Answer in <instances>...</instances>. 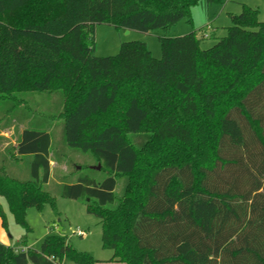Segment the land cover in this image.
<instances>
[{"label":"trees","instance_id":"obj_1","mask_svg":"<svg viewBox=\"0 0 264 264\" xmlns=\"http://www.w3.org/2000/svg\"><path fill=\"white\" fill-rule=\"evenodd\" d=\"M198 1L0 0V101L19 92H61L66 144L93 154L108 176L79 177L63 184L60 196L107 212L102 218L125 264H264L258 11L242 5L208 49L200 47L205 34L191 31L159 37V59L139 41L122 43L115 56L94 55L96 25L168 30L190 21ZM144 130L151 142L138 150L129 134ZM14 132L13 152L0 154V199L24 225L23 188L41 193L48 182L51 137ZM26 157L27 180L14 168ZM120 177L127 182L117 199ZM0 219L6 228L1 204ZM0 264L96 262L74 250L20 252L0 243Z\"/></svg>","mask_w":264,"mask_h":264},{"label":"rangeland","instance_id":"obj_2","mask_svg":"<svg viewBox=\"0 0 264 264\" xmlns=\"http://www.w3.org/2000/svg\"><path fill=\"white\" fill-rule=\"evenodd\" d=\"M242 5L256 9L258 20L264 23V0H224L223 3L210 6L205 0H199L191 9L190 21L183 19L168 30L156 29L149 33L133 31L126 34L125 31L109 25H96L94 55L115 56L122 43L139 41L145 43L152 57L159 59V37L181 36L191 31H195L198 37L201 34L206 35L201 40L200 47L208 49L226 35V29L231 25V15L239 14ZM13 96L0 101V128L11 124L8 129L3 130L9 135L6 138V147L13 152L14 127L46 131L51 137V167L49 180L42 185L41 193L32 188H23L24 225L15 220L5 201L0 199L6 216V228L2 227L0 219V243L13 248L25 247L47 253L60 249L74 250L91 255L96 264H125L119 261L121 258L117 256L118 242L102 218L107 220V212L89 206L84 200H71L60 196L62 185L73 183L79 177L87 176L101 182L108 176L105 169H97L99 163L93 154L66 144L64 122L60 117L63 107L61 92L26 91ZM151 137L147 130L129 134V139L138 150L149 145ZM28 162L29 158L26 157V160L14 164L17 175L22 177L26 174V180L30 179ZM7 168L10 169V164ZM126 182L127 177L118 179L114 190L117 199L122 196ZM78 230L84 235H79Z\"/></svg>","mask_w":264,"mask_h":264},{"label":"crops","instance_id":"obj_3","mask_svg":"<svg viewBox=\"0 0 264 264\" xmlns=\"http://www.w3.org/2000/svg\"><path fill=\"white\" fill-rule=\"evenodd\" d=\"M6 138H9V135L7 132H4V131H0V154H3V151L4 149L6 148ZM14 145H15V140H14ZM51 164V162H50ZM51 167V166H50ZM4 245L8 246L7 244L3 243ZM15 249H22V250H27V248L25 247H18V248H15ZM57 251H63V249H60V250H55L53 252H57ZM41 252V251H40ZM42 253H45V254H48L47 252H42ZM117 256L119 257V255L117 254ZM119 261L121 262L122 260L119 259Z\"/></svg>","mask_w":264,"mask_h":264},{"label":"built area","instance_id":"obj_4","mask_svg":"<svg viewBox=\"0 0 264 264\" xmlns=\"http://www.w3.org/2000/svg\"><path fill=\"white\" fill-rule=\"evenodd\" d=\"M206 36V35H205ZM79 235H84V233L82 232V231H80V230H78V232H77ZM17 251H20V252H23V251H25V250H22V249H16Z\"/></svg>","mask_w":264,"mask_h":264},{"label":"water","instance_id":"obj_5","mask_svg":"<svg viewBox=\"0 0 264 264\" xmlns=\"http://www.w3.org/2000/svg\"><path fill=\"white\" fill-rule=\"evenodd\" d=\"M125 33H126V34H128V33H129V31H125ZM97 169H100V166H98V168H97Z\"/></svg>","mask_w":264,"mask_h":264}]
</instances>
